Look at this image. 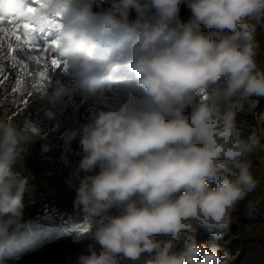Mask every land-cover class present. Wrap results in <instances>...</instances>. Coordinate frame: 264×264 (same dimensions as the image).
I'll return each instance as SVG.
<instances>
[{
	"label": "clouds",
	"instance_id": "obj_1",
	"mask_svg": "<svg viewBox=\"0 0 264 264\" xmlns=\"http://www.w3.org/2000/svg\"><path fill=\"white\" fill-rule=\"evenodd\" d=\"M98 3L42 0L30 14V0H0V16H34L42 30L59 18L54 54L76 83L93 97L115 90L63 134L65 151L80 145L68 181L75 209L98 218L77 264H227V250L198 236L223 237L257 185L247 157L264 147V129L241 127L235 104L264 97V0H111L97 12ZM56 84L53 102L67 87ZM35 136L0 119V246L23 226L28 178L13 167Z\"/></svg>",
	"mask_w": 264,
	"mask_h": 264
},
{
	"label": "rangeland",
	"instance_id": "obj_2",
	"mask_svg": "<svg viewBox=\"0 0 264 264\" xmlns=\"http://www.w3.org/2000/svg\"><path fill=\"white\" fill-rule=\"evenodd\" d=\"M110 3L111 0L98 3L94 10L102 11ZM135 15L133 10L130 17L134 19ZM179 15L182 21L189 18L190 10L186 4H181ZM10 18L17 19L21 24L25 22L24 18L8 16L4 23L0 24V28L4 29L0 31V69H3L0 72V80L3 81L0 84V119L20 126L27 125L36 133L26 148L23 165L17 166L26 170L30 178L39 181L46 189L62 194L57 196H62L61 205L75 215L77 220L65 235L49 239L47 235L39 238L41 231L37 227L31 228L30 233L17 232L11 244L0 246V264H77V256L85 251V246L91 242L88 234L98 218L85 220L77 213L73 203L76 193L68 184L81 158L79 139L73 140L70 148L65 151L63 134L70 127L65 129L62 122L49 117L46 111L58 104L77 103L80 107L81 103L77 102V98L84 95L86 90L76 83L77 78L72 69L65 68L62 64L59 71L51 65V59H58L53 49L44 54L48 78L40 80L36 73L45 65L36 64L29 58L36 53L16 41L12 35L13 26L7 23ZM37 28H40L39 24ZM36 35L39 43L44 39H55L57 31L40 30ZM257 36L264 48V31L258 28ZM9 45L16 49L15 61L9 54ZM40 47L45 45L41 43ZM21 60L27 68L23 67ZM57 80L67 87L62 98L53 102L50 97L57 87ZM95 98L100 106L104 107L113 102L115 90L103 89ZM258 106L260 107L257 108ZM235 107L237 121L241 127L251 129L259 126L264 129V97H250L237 102ZM78 122L80 126L84 121L79 119ZM261 143L264 144L263 141ZM247 159L251 162V171L257 185L231 213L232 224L229 230L221 238L206 231H201L198 236L200 243L209 247L218 244L227 250V264H264V147L257 149ZM253 198L262 202H253Z\"/></svg>",
	"mask_w": 264,
	"mask_h": 264
},
{
	"label": "trees",
	"instance_id": "obj_3",
	"mask_svg": "<svg viewBox=\"0 0 264 264\" xmlns=\"http://www.w3.org/2000/svg\"><path fill=\"white\" fill-rule=\"evenodd\" d=\"M104 2L105 0H99V3ZM258 60H264V56L258 57ZM13 171L28 178L23 197L25 205L23 226L17 232L30 233L31 228L37 227L41 231L39 238L46 235L47 239L65 235L75 225L77 219L75 215L61 205L62 196L57 197L60 193L46 189L39 181L30 178L26 170L17 165L13 167ZM252 200L256 203L262 202L254 198Z\"/></svg>",
	"mask_w": 264,
	"mask_h": 264
},
{
	"label": "snow or ice",
	"instance_id": "obj_4",
	"mask_svg": "<svg viewBox=\"0 0 264 264\" xmlns=\"http://www.w3.org/2000/svg\"><path fill=\"white\" fill-rule=\"evenodd\" d=\"M42 0H30V5L27 9V13H35V6L36 5H41ZM14 17H21L19 15H12ZM24 18V21L22 24L17 21L15 18H10L8 19L7 23L9 25L13 26V32L12 35L15 37L16 41L19 42V44H22L25 47L30 48L36 55L30 56L29 58L34 60L36 64H44L45 67H43L40 71L36 73V75L39 77L40 80H45L48 78V69L46 67L47 61L44 58V54L49 51V49H55L58 46V43L55 39H44L38 43L37 40V35L36 33L40 30L41 28H37L38 24V18L34 16H24L21 17ZM5 18L0 16V24L4 23ZM46 23L48 25V30H57L59 29L62 25L60 22L59 18H47ZM0 31H4L3 28H0ZM50 41V42H49ZM44 44L45 47H40V44ZM19 46V45H18ZM9 54L12 56V59L15 61L17 59L16 55L14 54L16 52V49H13L11 45H9ZM20 63L23 65L24 68H27L26 64H23V61L21 60ZM51 65L59 69L62 66V62L59 59L53 58L51 59ZM64 67L66 68L67 65L64 64ZM3 69H0V72H2ZM3 81L0 80V84H2ZM18 83H20L18 81ZM34 87L36 86L35 84L33 85ZM16 89H13L15 91ZM27 103V101H24Z\"/></svg>",
	"mask_w": 264,
	"mask_h": 264
},
{
	"label": "bare ground",
	"instance_id": "obj_5",
	"mask_svg": "<svg viewBox=\"0 0 264 264\" xmlns=\"http://www.w3.org/2000/svg\"><path fill=\"white\" fill-rule=\"evenodd\" d=\"M60 70L61 69H59V71ZM96 100L97 99L95 97L89 95L86 91L84 95H80L77 98V102L81 103L80 107L79 105H77V103H70L67 105L58 104L57 106L50 108L49 111L55 113L54 117L52 118L54 120L57 119L62 122L65 129H68L69 127L76 128L79 127V119H82V121H84V124L85 122H87L90 114L93 111L101 108L100 103H98ZM259 107L260 106H258L257 108ZM49 111L46 112L48 113ZM261 141L264 142V137H262Z\"/></svg>",
	"mask_w": 264,
	"mask_h": 264
}]
</instances>
